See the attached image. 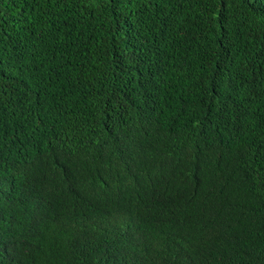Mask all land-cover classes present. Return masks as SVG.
Returning <instances> with one entry per match:
<instances>
[{
    "label": "trees",
    "instance_id": "obj_1",
    "mask_svg": "<svg viewBox=\"0 0 264 264\" xmlns=\"http://www.w3.org/2000/svg\"><path fill=\"white\" fill-rule=\"evenodd\" d=\"M0 264H264V0H0Z\"/></svg>",
    "mask_w": 264,
    "mask_h": 264
}]
</instances>
